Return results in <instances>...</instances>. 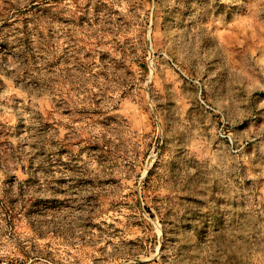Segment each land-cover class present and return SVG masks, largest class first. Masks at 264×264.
I'll use <instances>...</instances> for the list:
<instances>
[{"label": "rangeland", "instance_id": "374dc122", "mask_svg": "<svg viewBox=\"0 0 264 264\" xmlns=\"http://www.w3.org/2000/svg\"><path fill=\"white\" fill-rule=\"evenodd\" d=\"M0 264H264V0H0Z\"/></svg>", "mask_w": 264, "mask_h": 264}]
</instances>
